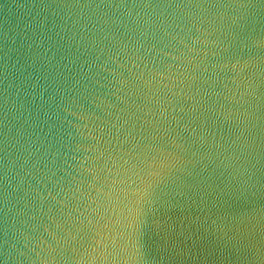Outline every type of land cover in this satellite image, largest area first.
<instances>
[{
  "label": "water",
  "instance_id": "95a60500",
  "mask_svg": "<svg viewBox=\"0 0 264 264\" xmlns=\"http://www.w3.org/2000/svg\"><path fill=\"white\" fill-rule=\"evenodd\" d=\"M0 264H264V0H0Z\"/></svg>",
  "mask_w": 264,
  "mask_h": 264
},
{
  "label": "snow or ice",
  "instance_id": "6c2138e0",
  "mask_svg": "<svg viewBox=\"0 0 264 264\" xmlns=\"http://www.w3.org/2000/svg\"><path fill=\"white\" fill-rule=\"evenodd\" d=\"M110 238H111V234H110ZM118 239V238H117ZM115 242V241H114Z\"/></svg>",
  "mask_w": 264,
  "mask_h": 264
}]
</instances>
